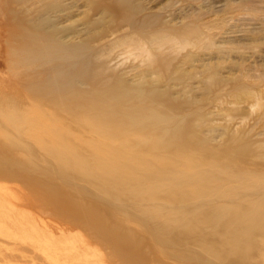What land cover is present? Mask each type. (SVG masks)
<instances>
[{
	"label": "bare ground",
	"instance_id": "1",
	"mask_svg": "<svg viewBox=\"0 0 264 264\" xmlns=\"http://www.w3.org/2000/svg\"><path fill=\"white\" fill-rule=\"evenodd\" d=\"M80 1L17 0L21 9L9 11L37 16L20 21L16 54L30 82L28 133L50 141L45 156L28 149L14 166L46 193L40 199L92 227L127 264L138 262L129 247L135 231L124 225L133 222L157 223L153 236L176 257L183 250L198 259L192 264H253L264 255V139L255 143L253 130H241L226 137L233 147L214 148L193 121L197 112L184 114L187 102L162 89L180 79L175 61L194 43L185 25L161 27L137 0H115L112 9L87 0L91 10L113 16L111 24L100 36H85L86 27L61 36L70 29L62 19ZM120 50L148 68L140 80L128 83L129 71L113 63ZM247 94L255 99L252 113L264 108V96ZM233 112L227 115L245 124L251 117ZM53 173L66 186L54 184Z\"/></svg>",
	"mask_w": 264,
	"mask_h": 264
},
{
	"label": "rangeland",
	"instance_id": "2",
	"mask_svg": "<svg viewBox=\"0 0 264 264\" xmlns=\"http://www.w3.org/2000/svg\"><path fill=\"white\" fill-rule=\"evenodd\" d=\"M87 2L81 0L80 8L62 19V25L70 29L61 36L71 38L75 29L85 27L90 31L85 36H100L111 24L113 16L106 14L103 8L91 10ZM97 2L110 9L115 4V0ZM137 2L147 8L146 13L158 15L163 28L185 25V32H189L187 35L194 41L180 52L175 61L180 79L161 87L172 98L187 102L184 114L197 112L193 121L197 123L200 135L209 138V145L219 149L224 145L234 146L233 141H226L228 135L253 130V139L260 144L264 139V108L252 113L251 103L255 99L250 98L247 92L264 96V0ZM35 4L40 6L39 2ZM20 6L17 0H0V264H127L123 254L107 244L106 239L92 227L71 219L67 210L40 199L39 194L46 193L40 188L30 187L27 173L14 166L28 149L44 155L41 149L50 143L38 141L28 133L31 132L29 119L33 116L27 89L30 82L26 79L25 67L19 63L16 49L23 31L20 21L30 22L37 16L32 9L26 14L9 16V11L20 10ZM120 51V56L113 63L119 64L120 70L129 71L128 83L140 80L148 68L141 67L135 55ZM232 111L250 114L247 125L240 115L234 119L227 115ZM38 136L43 134L38 133ZM11 144L15 148L8 149ZM13 171L16 176H10ZM38 174V171L34 172V177L41 179ZM49 179L54 184L66 186L57 173ZM74 196L78 197V194ZM83 198L90 199L87 196ZM97 203L106 211L107 208L113 210L111 205L100 199ZM116 213L123 218L122 212ZM110 222L114 224L112 220ZM127 224L135 231L129 247L130 254L138 258L137 264L197 263L198 259L188 256L183 250L176 252L182 258L171 254V249L165 248L151 233L150 228L157 223L145 224V229L135 222L124 225ZM253 264H264V255H256Z\"/></svg>",
	"mask_w": 264,
	"mask_h": 264
}]
</instances>
